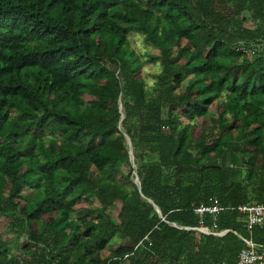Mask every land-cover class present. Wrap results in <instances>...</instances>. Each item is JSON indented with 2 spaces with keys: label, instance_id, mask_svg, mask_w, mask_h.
Listing matches in <instances>:
<instances>
[{
  "label": "trees",
  "instance_id": "obj_1",
  "mask_svg": "<svg viewBox=\"0 0 264 264\" xmlns=\"http://www.w3.org/2000/svg\"><path fill=\"white\" fill-rule=\"evenodd\" d=\"M215 201L264 204V0H0V264H235Z\"/></svg>",
  "mask_w": 264,
  "mask_h": 264
},
{
  "label": "built area",
  "instance_id": "obj_2",
  "mask_svg": "<svg viewBox=\"0 0 264 264\" xmlns=\"http://www.w3.org/2000/svg\"><path fill=\"white\" fill-rule=\"evenodd\" d=\"M223 210H237L245 217V228L250 231L254 226L260 228L264 227V204L262 203H246L238 206H222L218 202H214L209 206L200 205L194 209V212L201 218L204 213H211L213 215L212 228L204 226L200 222L197 228L206 234L223 235L227 230L214 231L216 227L215 214ZM240 237V236H239ZM243 242V247L240 249L238 258L235 264H264V245L258 244L250 239L240 237ZM220 264H228L222 262Z\"/></svg>",
  "mask_w": 264,
  "mask_h": 264
},
{
  "label": "rangeland",
  "instance_id": "obj_3",
  "mask_svg": "<svg viewBox=\"0 0 264 264\" xmlns=\"http://www.w3.org/2000/svg\"><path fill=\"white\" fill-rule=\"evenodd\" d=\"M130 40H131V45H132L137 51H139V52H141V53H144V52H147V51H149V52H154V53H157V52H158L157 50H155V49L151 48L150 46L144 44V42H143V37H142L141 35L133 34V35L131 36ZM150 68H152V69L155 70V71L158 70V67H157V66L151 67L150 65H145V67H144V72L142 73V75L145 76V74H146L145 72H149ZM86 98H88V97H86ZM198 125H199V126L196 128V133H195L196 135H199V133H200V128H201V124H198ZM230 148H232V152L234 153V155H237V156L240 155V154H239V153H240V152H239V147L237 146V143H233L232 145H230ZM240 156H241V155H240ZM227 157H228V154L225 155V157H224L225 161H226ZM229 158H230V157H229ZM228 161H230V159L227 160V162H228ZM232 163H233V162H232ZM89 202H90V201H88V202H81V203L79 204V206H85V204H89ZM4 228H5V225H4L2 222H0V235H1L4 239H6V238H10L11 235L6 234ZM104 254H107V252H104Z\"/></svg>",
  "mask_w": 264,
  "mask_h": 264
},
{
  "label": "water",
  "instance_id": "obj_4",
  "mask_svg": "<svg viewBox=\"0 0 264 264\" xmlns=\"http://www.w3.org/2000/svg\"><path fill=\"white\" fill-rule=\"evenodd\" d=\"M122 119V116H121V118H120V120ZM126 139H127V141H129V137L128 136H126ZM129 158H130V161L133 163V167H134V174H135V178H134V182H135V184L137 185V187L138 188H140V181H139V179H138V177H137V175H136V167H135V164H134V159H133V154H132V147H131V145H130V148H129ZM223 161V160H222ZM224 163H225V161H224ZM226 164V163H225Z\"/></svg>",
  "mask_w": 264,
  "mask_h": 264
},
{
  "label": "flooded vegetation",
  "instance_id": "obj_5",
  "mask_svg": "<svg viewBox=\"0 0 264 264\" xmlns=\"http://www.w3.org/2000/svg\"><path fill=\"white\" fill-rule=\"evenodd\" d=\"M240 154V153H239ZM230 157V158H229ZM230 159V161H228L227 162V160H229ZM241 159V156L239 155V156H237V155H234V153L232 152V148L228 151V157H227V159H226V161H225V159H224V161H225V163H232V162H234V161H239Z\"/></svg>",
  "mask_w": 264,
  "mask_h": 264
}]
</instances>
